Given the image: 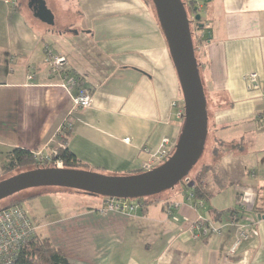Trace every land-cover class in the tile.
<instances>
[{"label":"crops","instance_id":"1","mask_svg":"<svg viewBox=\"0 0 264 264\" xmlns=\"http://www.w3.org/2000/svg\"><path fill=\"white\" fill-rule=\"evenodd\" d=\"M75 1L78 34L59 36L63 49L55 52L18 0H0V175L2 159L16 148L46 159L66 148L85 169L133 175L163 140L177 143L183 100L150 0ZM194 1L207 39L200 72L208 99L196 177L209 198L188 201L197 183L183 185L125 215L101 213L105 198L69 191L31 196L62 200L38 218L28 215L37 235L70 264H264V0ZM46 50L66 60L63 69L91 96L89 108L74 109L78 85L51 73ZM250 73L260 89L248 88ZM68 117L72 125L62 141ZM233 210L251 225L235 248L236 229L228 226ZM198 217L221 234L194 238L190 226Z\"/></svg>","mask_w":264,"mask_h":264},{"label":"water","instance_id":"2","mask_svg":"<svg viewBox=\"0 0 264 264\" xmlns=\"http://www.w3.org/2000/svg\"><path fill=\"white\" fill-rule=\"evenodd\" d=\"M150 2L166 41L183 100L182 127L171 156L161 165L133 175H105L59 167L20 171L0 180V202L18 193L41 188L69 189L110 199L151 198L174 189L202 158L208 135V111L193 47L191 20L182 0ZM31 3L37 5L32 9L35 19L48 26L55 23L44 0H31ZM193 12L196 13L194 21L199 22L196 6Z\"/></svg>","mask_w":264,"mask_h":264},{"label":"built area","instance_id":"3","mask_svg":"<svg viewBox=\"0 0 264 264\" xmlns=\"http://www.w3.org/2000/svg\"><path fill=\"white\" fill-rule=\"evenodd\" d=\"M46 61L50 67L51 73H60L66 60L63 57L54 56L52 52L46 50ZM249 89H260L261 84L258 81L257 74L250 73L245 79ZM68 84L76 86L75 81L70 79ZM73 107L76 110L87 109L91 106L90 94L82 88V86L76 87V94L73 99ZM72 125L71 117H68L65 124L60 128L59 133L62 140L66 139L67 134L70 132ZM129 139H125L128 142ZM167 140H163L160 149L155 154L151 155V161L141 166L142 172L149 171L162 163H164L173 153L174 147H168ZM36 158H40L39 153H34ZM59 164L60 163H56ZM186 199L188 201L195 200L192 191H187ZM262 199L264 203V187L262 189ZM201 206V203L197 204ZM238 205L244 206V199L239 198ZM141 207L140 200H123V199H110L105 198V207L101 210V213L106 212H118L125 215H131ZM228 226L236 229V241L234 248L237 247L243 240H246L250 235V226L241 224L240 218L237 215L230 216ZM36 226L33 224L30 216L24 210L22 206H14L0 211V264H13L15 256L19 252L21 246L26 244L35 233ZM190 230L196 231V234H192L194 238H198L200 235H206L208 233L221 234V230L213 228L203 219L198 217L194 223L190 226Z\"/></svg>","mask_w":264,"mask_h":264},{"label":"trees","instance_id":"4","mask_svg":"<svg viewBox=\"0 0 264 264\" xmlns=\"http://www.w3.org/2000/svg\"><path fill=\"white\" fill-rule=\"evenodd\" d=\"M184 5L186 6L188 16L189 13L192 15H196L195 12H193V9L195 7L196 2L194 0H182ZM192 26L195 27V29L199 32L202 30V25L199 22H195L194 20L190 23V29L192 33V40H193V47L196 57V45L194 44L193 39V32H192ZM201 26V27H200ZM203 37V36H202ZM207 41L206 38L204 40L199 39V43L203 42L205 43ZM196 63L199 69V72L201 71V62L196 57ZM66 78H71L75 83L79 85L78 81L79 78L76 77V75L72 74L70 71H66V69H63L60 71ZM201 75V72H200ZM202 78V75H201ZM203 81V80H202ZM83 88V87H82ZM84 89V88H83ZM59 133V137H60ZM64 141V140H62ZM48 161H51L52 163H60V166L62 168H69V169H82V170H88L83 167L73 154H71L66 148H60L58 149L55 154H53L52 157H49L48 159H40L36 158L34 156L33 152L26 151L24 149L16 148L10 151L3 159H2V174L0 175V180L5 179L12 175L13 172L16 173L21 169L33 167L35 168H45V167H51V165H48ZM55 165V164H54ZM54 167V166H52ZM92 171V170H89ZM196 185L192 189V192L194 194L195 199H201V200H208L209 194L204 191L203 184L201 182L200 177L198 176L196 178ZM41 189H58L63 191H71L69 189H61V188H41ZM39 190V189H36ZM73 191V190H72ZM15 196V195H14ZM13 197V196H12ZM28 199H32V197H29ZM155 197L146 198V199H140L141 205H147L146 200H150V203L157 202ZM4 201V200H3ZM2 202V201H1ZM22 200H20L17 203H13L11 205H7L1 210L8 209L10 207L14 206H21ZM238 211L233 210L230 212V216L237 215ZM13 264H70L69 261L66 259V257L61 253V251L57 248H55L50 240L45 237H41L39 235L33 236L26 244L21 246L19 249V252L15 256V260Z\"/></svg>","mask_w":264,"mask_h":264},{"label":"rangeland","instance_id":"5","mask_svg":"<svg viewBox=\"0 0 264 264\" xmlns=\"http://www.w3.org/2000/svg\"><path fill=\"white\" fill-rule=\"evenodd\" d=\"M44 1L46 2L48 8L51 10V12L53 13V15L55 17V23L52 26H48L46 24H43L39 20H37L33 17L32 12H30L28 10V7H27L28 0H18V3L21 6V9L27 14L26 16H27L28 20L31 21L37 29H40L42 31V33H44L43 35L45 37V41H46L45 43L48 44L53 51L59 52L63 49V42L61 41L59 36H61L62 34H72L74 32L76 33V31L79 30V22H80L79 17H78L79 7L77 6L75 0H44ZM147 1H149V0H147ZM149 5L152 8V5L150 4V2H149ZM188 18L190 20H192L190 16H188ZM191 28H192V32H193L194 44L197 47L196 57L198 58V60H201L204 57V50H203L204 49L203 48L204 43L203 42L199 43L198 41H199V39L204 40L205 37L201 36L202 31L201 32L197 31L194 26H192ZM68 32H70V33H68ZM206 100L208 102L207 96H206ZM203 158H204V156H203ZM203 158H201L198 161V163L192 168V170L186 176V178H184V180L181 183H179L178 185L175 186V188H174L175 190L176 189H182L183 185L190 187V186H194L196 184V182H197L196 181V178H197L196 173L201 166ZM41 159H45V157H41ZM47 159H48V157H47ZM46 164L51 165V167L54 166V167L62 168V166H58L59 164L52 163L51 161H48V163H46ZM30 169H34V168L29 167V168L21 169L18 172L30 170ZM16 173H17V171H16ZM12 174H15V172H13ZM174 189H172V190H174ZM172 190H168L166 192H163L156 197H162V196L166 195L167 193H169V191H172ZM47 191H62L63 192V190H58V189L57 190L56 189H39V190L31 189V190H27V191L18 193L15 196L10 197V198L0 202V209L7 206V205H11L13 203H17L20 200H22L21 206L24 208V210L27 213H29L31 215V217L33 216L35 218H38L42 213L49 212L53 206H56L55 204H57L58 202H61L62 200L60 198L57 199V197H52V196L51 197H43V195L41 197L38 196L37 198L33 197L32 199H25V198L36 195L37 193L39 194V193H44ZM69 192H72L74 194H80V195L83 194V193H80L77 191H72V190ZM83 196H81V197H83ZM74 201H76V200L74 199ZM212 204H213V200L210 201V205H212ZM210 205L208 204L207 208H210ZM35 233L37 235V230H35ZM40 233H41V231H40ZM41 237H43V236H41Z\"/></svg>","mask_w":264,"mask_h":264},{"label":"flooded vegetation","instance_id":"6","mask_svg":"<svg viewBox=\"0 0 264 264\" xmlns=\"http://www.w3.org/2000/svg\"><path fill=\"white\" fill-rule=\"evenodd\" d=\"M29 3H31V0H28V5H29ZM26 5H27V4H26ZM28 5H27V7H28V10H29L30 12H32V9H33L34 7L37 6L35 3H33V4L31 3V8H29ZM47 7H48V6H47ZM32 15H33V14H32ZM189 16L191 17L192 20H194V16H195V15H193V14L191 15V14L189 13ZM192 20H191V21H192Z\"/></svg>","mask_w":264,"mask_h":264}]
</instances>
